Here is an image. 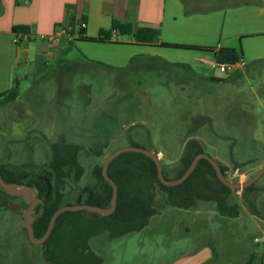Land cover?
<instances>
[{
	"label": "rangeland",
	"instance_id": "obj_1",
	"mask_svg": "<svg viewBox=\"0 0 264 264\" xmlns=\"http://www.w3.org/2000/svg\"><path fill=\"white\" fill-rule=\"evenodd\" d=\"M172 1L177 3L178 0ZM183 1L185 10L207 13L205 22L208 29L214 30L213 38L221 33L236 52L241 54L240 50H243L245 67L234 70L237 75L232 78L215 72V76L223 81L219 86L200 78L196 71L193 76L161 66L159 62L139 61L134 68L123 71L121 76L112 77L115 87L110 95V108L103 111L89 107L99 102H86L85 98L86 94H90L96 100L97 95L103 94L101 88L73 86V107L66 116H71L81 128L90 121L92 127L78 132L73 140L80 147L78 161L83 174L79 182L68 180L63 204L75 205L80 195L85 197L84 189L96 185L91 173L93 166L101 163L112 150L129 144L159 151L158 157L162 159L169 177L179 168V158L190 142L224 166L226 178L232 182H243L264 164V16L253 22L258 10L242 5L232 7L233 0ZM180 9L183 10V7ZM237 34L242 35L238 37ZM117 38L122 41L132 39L129 35ZM124 45L88 42L81 44L79 49L72 43L67 54L68 57H75L83 52L88 58L116 68H127L130 51L145 53L149 50ZM160 52L173 63L181 62L183 55L194 54L192 50L181 49ZM254 56H259V59H254ZM55 68L52 60L38 58L16 69L15 74L20 78L16 101L21 104L19 109L22 114L0 112V164L24 172L31 171L34 177L51 160L47 144L57 140V135L52 133L58 116ZM73 78L78 82L83 77ZM34 126L40 128L47 140L40 141L38 149L28 153L22 149L27 143L24 131ZM97 137L106 139L98 157L89 150ZM255 185L259 211L264 215V175ZM235 195L239 206L247 209L242 202L241 191H236ZM163 202L159 200L156 205L160 207ZM204 208L209 207L199 205L196 210ZM166 209L159 211L163 213ZM185 215L182 217L184 225H187L192 221ZM170 222H174L176 227L175 220ZM244 226L238 225L233 231L237 241L232 244L236 252L233 258L236 257L240 263L246 251L251 253L262 247L261 241L254 243L255 238L261 239L255 228L249 222ZM188 229L192 241L196 233L192 226ZM165 230L161 227L159 232L165 233ZM156 231L151 224L148 230L118 239L100 240V244L94 246L102 254L104 264H153L151 239ZM176 231L175 234L178 233ZM217 248L220 249V246L217 245ZM0 264H45L40 247L28 243L19 212L5 207L0 208Z\"/></svg>",
	"mask_w": 264,
	"mask_h": 264
},
{
	"label": "crops",
	"instance_id": "obj_2",
	"mask_svg": "<svg viewBox=\"0 0 264 264\" xmlns=\"http://www.w3.org/2000/svg\"><path fill=\"white\" fill-rule=\"evenodd\" d=\"M185 5L183 0H178L177 3L172 0L169 2L167 0H0V93L9 89L15 80L20 84V78L15 74V70L20 66H26L28 61L38 58L52 60L56 66L53 75L58 114L54 123L57 129L53 128L52 133L57 135L55 138L57 142L76 144L73 140L77 137V133L90 130L92 122H88L85 127L81 128L80 124L71 116H66L67 111L73 107L74 100L71 99L73 86L80 85L83 89L93 86L101 88L103 94L94 96L96 100H93L90 94H86L85 98L86 102H99L97 105H89V107H97L98 110L102 109L103 111L110 108L113 84L111 85L107 69L86 62L97 60L86 57L80 51V54L88 60H82L79 55L68 57V54H64V61L58 63L60 52L72 41L79 49L81 44L88 43L78 35L80 27L83 29V37L94 39L98 37L100 31L108 30L113 20L129 23L133 30L144 27L157 33V40L150 45L137 44L133 39L119 40L117 38L119 33L112 34L110 43H98L107 45L125 43L124 46L129 48L145 47L149 49L145 53L136 50L130 51L127 54L129 60L133 56L142 54L159 57L163 61L173 63L165 58L166 54L160 52L169 49L162 47L163 43L213 48L214 53L217 52V47L218 50L226 48L235 50L230 41L221 33L217 38H213L214 30L208 29L209 26L205 22L207 13L198 10H185ZM241 5L258 10L253 18L255 23L258 17L264 16V0H233L230 6ZM180 6L183 7V10L180 9ZM14 26H26L29 29V36H25L16 44L13 43L12 28ZM241 35L237 34L238 37ZM247 35L253 36V34ZM41 36L45 38L41 39ZM49 37L51 39H48ZM192 52H194L193 55H183L181 62L177 63L189 65L192 69L191 75L195 76L196 71L200 78L208 81L210 78H214L218 81L210 82L221 86L222 79L215 76V73L210 69V64L216 60L214 53L201 50H192ZM240 53L243 58V50H240ZM258 57L254 56V59L258 60ZM76 76L83 78L77 82V79L73 78ZM96 76L104 78H94ZM226 78L232 77L226 75ZM19 108H21V104L15 100L0 107V112L20 115L22 112ZM23 115L26 116L24 112ZM24 140L27 143H24L22 149L32 153L38 149L39 142H45L47 138L38 126H34L24 131ZM31 140L32 143H29ZM105 140L103 137H97L89 150L92 151L99 147V149H103ZM57 142L47 144L49 155H52L53 145ZM91 153L95 156L99 155V152ZM244 209L239 206V216L227 218L221 216L211 207L198 211L170 206L163 213L151 216L147 226L142 230H148L151 224L157 230L151 239L154 247L153 264H264V219L255 216L248 209ZM184 214H187L185 215L187 219L192 221L187 225H184L183 222ZM262 216L264 218V215ZM172 220L176 221V227L174 222H170ZM248 222L261 236L262 247L251 253L246 251L243 255L244 259L240 263L236 257L233 258L236 252L233 251L232 244L237 242L236 234L233 231L238 225L244 226V223L247 225ZM189 226H192L196 233V237L192 241ZM161 227L166 229L165 233L159 232ZM175 231L178 233L175 234ZM104 239L112 240L104 233L89 240L91 250L102 260L103 256L96 246L100 244V240ZM217 245L220 246V249L217 248Z\"/></svg>",
	"mask_w": 264,
	"mask_h": 264
},
{
	"label": "trees",
	"instance_id": "obj_3",
	"mask_svg": "<svg viewBox=\"0 0 264 264\" xmlns=\"http://www.w3.org/2000/svg\"><path fill=\"white\" fill-rule=\"evenodd\" d=\"M13 34L29 36V29L26 26H14ZM129 35L140 45H150L157 40V33L144 27L133 30L129 23H121L113 20L108 30L99 32L97 38L83 37V29L80 27L78 35L84 41L91 43H110L112 34ZM72 42L60 52L58 63L64 61V54H67ZM169 49L181 50H201L213 52V48H201L190 45L166 44L161 45ZM217 62L235 63L241 54L234 49H220L214 53ZM82 60H88L79 54ZM159 62L166 68L181 70L185 74L191 75L192 69L183 63H168L159 57L148 55L133 56L127 68H116L101 62L88 60L90 65L105 68L109 71L111 89L115 87V80L112 77L121 76L125 70L134 68L139 61ZM149 66V65H148ZM150 67V66H149ZM233 73L229 76L235 77ZM116 77V78H117ZM210 81L218 80L210 78ZM222 81V80H221ZM19 95V81H13L9 89L0 93V107L11 103ZM140 147L136 144H130ZM100 148V147H99ZM99 148L94 152H99ZM78 145L60 141L53 145V155L50 163L41 175L44 181H40L38 187L39 198L43 200V205L38 206L37 214L34 216L32 230L35 238H40L46 231L49 220L53 212L63 204L68 180L78 182L83 174V168L78 161ZM158 154V151H154ZM198 153H204L202 148L198 149L193 143H188L179 158V168L172 177H169L163 165V176L167 180L179 178L188 168L193 157ZM98 156V154H97ZM163 164L162 159L160 160ZM221 171L226 177V169L218 163ZM102 162L92 168V175L96 180V185L86 189L85 199L79 198L76 203H86L101 208H108L111 197V186L101 175ZM8 165L0 164V176L6 183L16 181L14 174ZM108 176L117 185L116 208L110 215H94L89 211H67L61 213L53 226L49 237L41 247V256L45 264H103L102 258L93 252L89 246V240L99 234H106L109 239H116L130 233L139 232L145 228L151 216L159 214L170 206L184 210L196 209L199 205H206L213 208L217 213L227 218H237L239 216V203L234 190L225 187L217 179L213 167L205 159H201L193 172L186 180L177 186L167 187L162 185L156 175L154 162L141 153L126 152L117 156L107 168ZM46 182L51 186V193L43 198L47 189ZM255 183L241 190L242 202L249 212L259 218L263 214L259 211L260 203L255 195ZM0 192L4 197L7 195ZM0 196V206L6 207V198ZM164 200L162 206L158 207L156 202ZM41 209V212L39 210ZM24 231V229H23ZM248 264V263H247Z\"/></svg>",
	"mask_w": 264,
	"mask_h": 264
},
{
	"label": "water",
	"instance_id": "obj_4",
	"mask_svg": "<svg viewBox=\"0 0 264 264\" xmlns=\"http://www.w3.org/2000/svg\"><path fill=\"white\" fill-rule=\"evenodd\" d=\"M126 152L141 153L145 155L146 157H148L149 159H151L155 164L156 175H157L159 182L162 185L167 186V187L177 186L183 183L186 180V178L193 172V170L195 169V167L197 166L198 162L201 159H205L206 161H208V163L213 167L216 177L220 181V183L230 190H242L246 187H249L252 184H254L264 174V165H262L251 177L244 180L243 182H232V181H229L223 175V172L221 171L219 164L214 159H212L205 153H198L197 155L193 157L188 168L184 171V173L179 178L173 179V180H167L163 176L162 165L160 163V160L153 151L146 150V149H143L141 147H136V146H125L122 148H118L112 151L110 154H108L104 158L102 165H101V175L103 179L111 186V189H112L109 207L101 208V207H97V206L86 204V203L76 204V205H63L53 212V214L50 217L45 233L39 239L34 237L33 230H32V223L34 220L32 216V211H33L34 206L37 203L35 189L29 186L19 187L16 184L6 183L0 177V187L3 190V192L11 196L22 197L25 200V202L29 205L28 208L21 210V216L23 219L22 225H23V228L26 230L27 238L29 242L32 244L42 245L45 242V240L49 237L57 217L63 212L84 210V211L92 212L94 215L100 214L104 216H107L113 213L116 208L118 189H117V185L115 184V182L108 176L107 168L109 164L117 156H119L120 154L126 153Z\"/></svg>",
	"mask_w": 264,
	"mask_h": 264
},
{
	"label": "flooded vegetation",
	"instance_id": "obj_5",
	"mask_svg": "<svg viewBox=\"0 0 264 264\" xmlns=\"http://www.w3.org/2000/svg\"><path fill=\"white\" fill-rule=\"evenodd\" d=\"M57 142V141H56ZM58 143V142H57ZM57 143H55L54 145H57ZM74 145H76V144H74ZM129 146H133V145H130L129 144ZM118 149V148H117ZM144 149V148H143ZM114 150H116V149H114ZM114 150H112V151H114ZM151 151V150H150ZM91 152H93V153H95L94 152V150H92ZM154 152V151H153ZM159 152V151H158ZM111 153V152H110ZM109 153V154H110ZM155 153V152H154ZM156 154V153H155ZM52 155H53V150H52ZM52 155H50V157L52 158ZM157 156H158V154H156ZM97 156V155H96ZM98 157V156H97ZM106 157V156H105ZM104 157V158H105ZM159 158V157H158ZM104 160V159H103ZM159 160H161V158H159ZM51 161V160H50ZM216 161V160H215ZM103 162V161H102ZM217 162V161H216ZM50 163V162H49ZM48 163V164H49ZM161 163V162H160ZM218 163V162H217ZM162 165V172H163V165H164V163L163 164H161ZM264 165V164H263ZM48 166V165H47ZM46 166V167H47ZM10 167V166H9ZM46 167L44 168V170L46 169ZM164 168H165V165H164ZM260 168V167H259ZM258 168V169H259ZM10 169L12 170L11 172L14 174V178H15V180L16 181H11L10 183H12V184H16V185H18L19 187H24V186H29V187H31V188H34L35 189V191H36V201H37V203H36V205L34 206V208H33V211H32V216H33V218L35 219V215L37 214V211H38V206L39 205H43L44 203H43V200L41 199V198H39V193H38V187H39V183H40V181L42 182V181H44V178H43V176L41 175V173H42V171H40V172H38V176H36V177H34L33 176V172H31V171H27V172H24V171H20V170H18V169H14V168H11L10 167ZM257 169V170H258ZM256 170V171H257ZM255 171V172H256ZM254 172V173H255ZM253 173V174H254ZM252 174V175H253ZM224 175V174H223ZM251 175V176H252ZM264 175V174H263ZM262 175V176H263ZM250 176V177H251ZM261 176V177H262ZM1 177V176H0ZM260 177V178H261ZM2 178V177H1ZM259 178V179H260ZM258 179V180H259ZM173 180V179H172ZM257 180V181H258ZM230 181V180H229ZM256 181V182H257ZM79 182V181H78ZM255 182V183H256ZM46 185H47V189H46V191H45V193H44V195H43V198H46L50 193H51V186L49 185V183H47L46 182ZM256 188V187H255ZM0 189H1V187H0ZM87 188H85L84 190H86ZM2 190V189H1ZM234 191H238V190H234ZM241 191V190H240ZM2 192H3V190H2ZM3 193H5V192H3ZM86 193H87V191H86ZM6 194V193H5ZM7 196L6 197H4L3 195H2V193L0 192V196H3L4 198H6V207L5 206H0V208L1 207H5V208H8V209H10V210H17L18 212H19V215L21 216V210L22 209H26V208H28V204L25 202V200L22 198V197H19V196H11V195H8V194H6ZM86 197V196H85ZM85 197H82L81 195H80V198L81 199H85ZM78 201V200H77ZM76 204H80V203H76ZM75 204V205H76ZM81 204H83V203H81ZM39 212H41V209L39 210ZM21 218H22V216H21ZM33 222H34V220H33ZM22 224H23V219H22ZM33 224V223H32ZM22 229H24L23 228V225H22ZM24 233H25V235H26V237H27V233H26V230L24 229ZM34 235V234H33ZM39 239V238H38ZM27 240H28V238H27ZM28 243L29 244H31V245H35V246H38V247H40V249H41V247L43 246V244L42 245H38V244H32V243H30L29 242V240H28ZM44 262H45V260H44Z\"/></svg>",
	"mask_w": 264,
	"mask_h": 264
},
{
	"label": "built area",
	"instance_id": "obj_6",
	"mask_svg": "<svg viewBox=\"0 0 264 264\" xmlns=\"http://www.w3.org/2000/svg\"><path fill=\"white\" fill-rule=\"evenodd\" d=\"M24 38V36L22 34H14L13 35V43H19L22 39ZM41 39H44V36L40 37ZM48 39H51V37H49ZM217 51H218V47H217ZM245 62L243 58H240L237 62L235 63H225V62H217L216 60L213 61L210 64V69L215 73H221V74H225V75H231L233 74L235 71L234 70H241L242 68L245 67ZM259 241H261V239L255 238L254 239V243H259Z\"/></svg>",
	"mask_w": 264,
	"mask_h": 264
}]
</instances>
